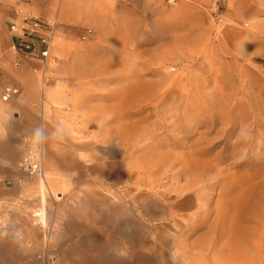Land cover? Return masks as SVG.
<instances>
[{
	"label": "rangeland",
	"instance_id": "1",
	"mask_svg": "<svg viewBox=\"0 0 264 264\" xmlns=\"http://www.w3.org/2000/svg\"><path fill=\"white\" fill-rule=\"evenodd\" d=\"M17 2L55 63L14 67L0 17V264H264V0Z\"/></svg>",
	"mask_w": 264,
	"mask_h": 264
},
{
	"label": "built area",
	"instance_id": "2",
	"mask_svg": "<svg viewBox=\"0 0 264 264\" xmlns=\"http://www.w3.org/2000/svg\"><path fill=\"white\" fill-rule=\"evenodd\" d=\"M173 1V0H170ZM17 17L10 22L9 28L16 35L15 49L22 59L34 60L35 70L41 72L43 80L48 81L46 75L50 64L55 63L52 55V46L57 30L55 18H46L18 8ZM19 65V62H16ZM17 93L11 85L3 87L1 99L7 101ZM19 167L26 173L34 176L43 175V144L41 138L28 143L19 160Z\"/></svg>",
	"mask_w": 264,
	"mask_h": 264
},
{
	"label": "crops",
	"instance_id": "3",
	"mask_svg": "<svg viewBox=\"0 0 264 264\" xmlns=\"http://www.w3.org/2000/svg\"><path fill=\"white\" fill-rule=\"evenodd\" d=\"M26 5L27 7H29V3H27V2H24V1H22V5ZM22 5H20V3H18L17 2V0H0V17H1V19H2V21H3V24H2V32H3V34L5 35V38H6V42H7V44L10 46V48L13 50V52H14V54H15V58H14V61H13V66L14 67H19L20 65H21V63H24V62H26V63H28V64H37L34 60H28V59H22L21 57H20V55H19V53L17 52V50L15 49V47H14V45H15V42L17 41V37H16V35L10 30V28H9V25H10V22H12L13 20H15L16 19V17H17V14H16V12H17V10H18V8H22L21 6ZM30 8H32L33 10H35V11H42L40 8H39V6H38V8H35L34 6H33V4L32 5H30ZM37 15H39V16H42V17H46V18H56L55 16L54 17H50V16H47V15H43V14H40V13H37ZM6 58V57H5ZM16 62H19V65L17 66L16 65ZM34 71H36V72H39L40 74H41V72L40 71H38V70H35V69H33ZM16 73V75H18L19 77H23V74L21 73V72H17V71H15ZM38 74V73H37ZM36 74V76H38ZM39 74V75H40ZM40 80H41V82L43 83V77H42V74L40 75ZM41 83V84H42ZM6 85H11V86H13L14 88H16L17 89V93L11 98V99H9V100H7V101H11V100H13V99H19L20 97H21V95H22V93H23V90L21 89V87L19 86V85H17V84H13V83H11V82H5V83H3L1 86H0V98H1V92H2V89H3V87L4 86H6ZM42 91V93H43V89L41 90ZM40 91V92H41ZM22 105V104H21ZM27 108H29V107H31V106H26ZM33 107V106H32ZM4 111V110H3ZM5 112V111H4ZM23 112H24V114L25 113H28L27 112V110H26V108H24L23 109ZM3 120V119H2ZM4 121V120H3ZM4 122H6V123H8L7 121H4ZM94 212H96V209H94ZM101 218H104L103 216L101 217ZM100 242H98V240L96 239V238H94V240H93V244L95 245V246H97V247H99L100 248V246L99 245H101V244H99ZM96 250H97V252H98V255H95V256H90L89 258V260H88V263H90L91 262V260H95L94 261V264H121V263H116L115 262V260H110V257L109 256H107L105 253V251H103L102 249L100 250V249H98V248H96ZM105 254V255H104ZM82 264H84V263H82ZM90 264H92V262L90 263Z\"/></svg>",
	"mask_w": 264,
	"mask_h": 264
},
{
	"label": "bare ground",
	"instance_id": "4",
	"mask_svg": "<svg viewBox=\"0 0 264 264\" xmlns=\"http://www.w3.org/2000/svg\"><path fill=\"white\" fill-rule=\"evenodd\" d=\"M123 79V78H122ZM127 79V78H126ZM123 81V80H122ZM125 81V80H124ZM131 93H132V91H131ZM253 188V187H252ZM261 191V190H260ZM236 193V192H235ZM251 193V192H250ZM253 193V192H252ZM247 197V196H246ZM239 198V197H238ZM244 200H249L248 198L247 199H244Z\"/></svg>",
	"mask_w": 264,
	"mask_h": 264
}]
</instances>
